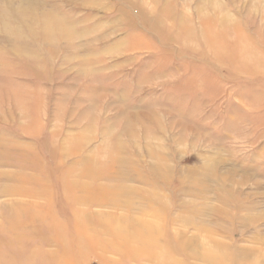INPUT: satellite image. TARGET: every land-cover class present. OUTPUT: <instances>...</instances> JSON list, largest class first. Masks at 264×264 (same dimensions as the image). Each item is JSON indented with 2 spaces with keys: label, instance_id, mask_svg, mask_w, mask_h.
I'll return each mask as SVG.
<instances>
[{
  "label": "rangeland",
  "instance_id": "374dc122",
  "mask_svg": "<svg viewBox=\"0 0 264 264\" xmlns=\"http://www.w3.org/2000/svg\"><path fill=\"white\" fill-rule=\"evenodd\" d=\"M0 264H264V0H0Z\"/></svg>",
  "mask_w": 264,
  "mask_h": 264
}]
</instances>
